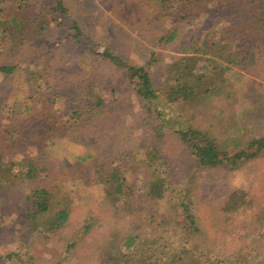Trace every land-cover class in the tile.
Returning a JSON list of instances; mask_svg holds the SVG:
<instances>
[{
	"label": "trees",
	"instance_id": "trees-1",
	"mask_svg": "<svg viewBox=\"0 0 264 264\" xmlns=\"http://www.w3.org/2000/svg\"><path fill=\"white\" fill-rule=\"evenodd\" d=\"M128 1H137L141 10L146 4L156 7L158 16L167 21L169 26L158 38L159 45L175 42L182 34L183 26L189 25L191 34L183 55L167 65L164 80L158 87L150 73L157 60L155 53L145 64H132L111 48L99 51L79 21L69 15L71 31L68 37L84 47L92 59L91 70L96 72L98 65L105 63L125 70L130 86L142 100L150 133L144 145L132 149L126 156H119L121 152L115 147L108 152L112 154L110 158L119 156L116 159H106L104 153L89 154L91 176L107 185L106 204L114 212L115 223L98 222L94 217L85 222L83 237L92 235L95 229H105L87 260L95 261L98 257L101 264H264V249L255 254L239 249L224 256L214 244L207 242L206 233L194 212L196 205L190 190L187 189L185 197L182 191L178 192V187H173L177 185L169 174L170 159L164 155L161 143L167 137L180 143L193 158V169L198 170H239L264 151V135L248 137L228 129V135L222 140L213 131L215 120L199 117V108H209L215 100L223 108L228 107L235 91L232 75L228 74L230 69L264 59V0ZM54 2L50 7L31 11L30 7L23 10L24 6L20 5L17 9L9 1L0 0V60L6 53L47 35L51 23L58 20L60 13L68 15L69 9L63 0ZM207 11H212L210 19L205 17ZM39 57L40 60L33 59L34 66L28 76L38 79L41 87L43 77L37 78L35 74L46 61L45 56ZM17 66L3 61L0 72L11 74ZM76 92L77 99L73 100L71 95V103H75L76 109L70 117L65 113L60 115V121L55 120L52 104H40L39 98L21 100L23 105L19 101L11 103V97L0 99V196L20 198L25 217V225L20 227L18 236L22 241L21 250H11L7 254L12 259H22L23 251L34 243L51 240L67 226L71 217V197H59L48 184L52 176L49 157L54 142L43 143L35 155L28 152L34 138L24 135V119L31 115L35 103L40 104L48 108V118L58 124L53 129L44 126L50 136L58 128L64 131L73 127L68 123L74 118L72 122H76L77 128L84 127V140L90 141L91 128L104 125L107 119L109 97L115 98L114 90L84 69ZM114 100L118 101L117 97ZM223 108L220 109L225 116L222 121L228 123ZM5 121H9V125L3 128ZM19 147L22 149L18 150ZM141 154L147 157L139 160ZM132 172L138 173V177L131 179ZM196 173L191 171L185 183L189 184L188 180ZM136 180H143L142 188L136 186ZM139 197L144 201L143 206L137 201ZM249 197L250 193L242 188L229 190L223 196L224 207L238 212L248 204ZM145 201L150 205L146 206ZM141 206L147 209L146 213H138ZM126 216L131 217V222L121 224ZM21 230L25 237L20 235ZM77 243L75 236L70 238L65 255ZM102 249L104 251L98 255Z\"/></svg>",
	"mask_w": 264,
	"mask_h": 264
},
{
	"label": "rangeland",
	"instance_id": "rangeland-1",
	"mask_svg": "<svg viewBox=\"0 0 264 264\" xmlns=\"http://www.w3.org/2000/svg\"><path fill=\"white\" fill-rule=\"evenodd\" d=\"M7 1L14 4L17 9L22 5L23 10L30 7L31 11L55 4L54 0ZM63 1L69 13L57 15L59 18L51 23V30L47 35L2 56L0 63L4 61L18 66L11 74L0 72V99L11 97V103L19 101L23 105L26 99L39 98L40 104L47 102L52 104L55 120L60 121L58 119L60 115L64 116L65 113L70 117L72 111L76 109L75 103L71 101L78 98L76 88L81 81L83 70L86 69V72L98 76V80L109 85L118 101L109 97L111 104L106 114L107 119L104 125L91 128L90 141L84 140V127L77 128L76 122H72L74 118L68 123H72L70 125L73 127L64 131L58 128L50 136L44 126L53 129L58 124L46 115L47 107L34 104L35 109L24 119V135L34 138L27 150L35 155L43 143L54 142L49 157L52 160V176L48 184L59 197H71L72 214L67 226L53 235L51 240L34 243L28 250L23 251V261L18 258L12 259L7 254L11 250H21L22 241L18 236L20 227L25 225L23 205L20 204V198L0 196V264H29L28 262L101 264L98 257L95 261L87 259L91 249L94 251L96 247L95 241L105 229H95L92 235L83 237L82 226L91 217L98 222L111 224L115 223V218L114 212L106 204L107 185L99 183L94 176H91L93 169L89 164V154L97 156L104 153L106 159H116L123 154L126 156L132 149L144 145L149 139V120L146 118L142 100L130 86L125 70L107 63L99 64L96 72L91 70L92 67L89 65L92 59H89L84 47L68 37L71 31L69 17L72 16L79 21L84 33L96 42L95 48L99 51L111 48L132 64H145L155 53L157 60L151 67L150 73L158 87L164 80L167 65L183 55V48L191 34V27L183 26L182 34L175 42L161 46L158 38L166 31L169 24L158 16L157 8L150 4L143 5L141 10L137 1ZM211 15L212 11H207L205 17L210 19ZM83 40L86 41L85 38ZM39 56H45L46 61L45 66L38 67L42 69L35 74L37 78L43 77L40 80L41 87L38 79H29L28 76L31 67L34 66L33 59L40 60ZM96 68L97 66H94V69ZM228 72L232 75V84L235 88L228 107L223 108L222 104L215 100L209 108H199V117L203 120L214 119L213 131L217 136L222 137V140L228 135V129H235L237 135L248 137L264 135V59L255 64L236 67L235 70L230 69ZM221 108L225 109L224 114H227L228 123L222 121L225 116L221 113ZM8 125L9 121H5L3 128ZM238 127L239 129H236ZM23 140L20 142L24 143ZM161 143L164 155L168 160L170 159L168 165L170 177L176 181L177 186L173 187H178V192L182 191L184 196L187 189L190 190L196 205L193 206L196 208L194 212L206 233L207 242L210 245L214 244L224 256L238 252L239 249L249 250L252 254L262 251L264 249V151L239 170L231 171L226 168L198 170L193 169L195 162L180 143L169 137ZM113 147L119 149L122 154L110 158L112 154L108 151ZM20 149L22 148L19 147L18 150ZM143 157L147 156L141 154L138 159L141 160ZM82 158L84 160H80ZM142 171L139 172L142 174ZM191 171L197 173L188 180L189 184H186L185 181ZM129 177L136 178L138 173L132 172ZM181 181L184 183L180 185L178 182ZM134 183L139 188L144 184L143 180H136ZM237 188L250 193L248 204L238 212L225 208L223 203L224 194ZM137 201L143 206L144 201L142 202L140 197ZM145 204L150 205L146 201ZM142 206L138 213L147 212ZM130 219L131 217L126 216L120 223H130ZM20 235L25 237L26 234L21 230ZM74 236L78 243L65 255V247L69 239ZM101 251L104 249L100 250L98 255Z\"/></svg>",
	"mask_w": 264,
	"mask_h": 264
}]
</instances>
